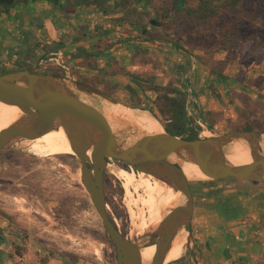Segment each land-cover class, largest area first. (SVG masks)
<instances>
[{
    "label": "water",
    "instance_id": "obj_1",
    "mask_svg": "<svg viewBox=\"0 0 264 264\" xmlns=\"http://www.w3.org/2000/svg\"><path fill=\"white\" fill-rule=\"evenodd\" d=\"M14 1L0 0V6H11ZM80 94L128 107L103 90L67 76L38 74L34 68L0 74V102L17 105L22 111V116L0 133V152L28 150L25 141L63 128L73 155L81 163V182L116 246L117 264H143L141 249L150 246H156L151 264H165L180 231L187 233V248L193 264H198L192 250L195 211L192 181L180 163L199 166L208 176L196 180L199 182L226 178L264 182V133L233 131L189 140L165 129L158 134L138 133L133 126L123 123L117 131L107 116ZM236 141L248 145L252 158L249 164L235 165L228 161L227 148ZM112 162H122L136 173L152 175L183 196L181 204L141 239H129L109 215L105 174Z\"/></svg>",
    "mask_w": 264,
    "mask_h": 264
},
{
    "label": "trees",
    "instance_id": "obj_2",
    "mask_svg": "<svg viewBox=\"0 0 264 264\" xmlns=\"http://www.w3.org/2000/svg\"><path fill=\"white\" fill-rule=\"evenodd\" d=\"M150 1L142 0L138 3L135 0H75L72 3V10L77 13L79 8H94L107 15L114 2L115 7L122 6L124 9V15L118 20L123 22L139 10V5L149 4ZM148 12L149 10L138 13L142 27V35L138 38L173 42L185 46L191 53L203 50L202 54L196 56V60L198 65L206 68L207 71L198 70L193 76V85L188 84L192 71L190 57L174 51L168 53L164 49H160L157 54L156 49L151 50L147 45L142 44L127 48L128 53L121 58L111 54L106 55L114 67L110 75L115 76L117 71L126 72L128 63H131L135 54L141 55L143 62L152 64V72H127L125 75L128 83L111 79L106 72H99L95 76L80 74L71 64L72 59L65 57L64 61L70 73L81 82L97 86L123 103L126 101L129 107L150 111L163 124L165 130L175 136H185L189 140L197 139L199 135L195 129H202L197 123L198 120H202L208 130L219 132L220 135L233 131L264 132V122L257 118L255 111L247 110L240 103H235L237 91L257 95V98L264 102V77L260 80L258 76L250 87L243 74L238 75L237 78L227 74L232 63L236 61L250 60L258 63L264 61V0H198L196 4H188V0H168L157 11L156 18L148 19ZM153 20L156 21L154 28H161L171 36L153 32L150 29ZM114 32H104L99 35L97 46L99 53L121 41L123 34L126 33L118 35ZM35 45H43L46 50H52L47 44ZM30 48L31 45L26 44L25 57L30 56ZM55 48L61 49L62 43ZM219 52H224L225 57L216 59ZM30 66L31 64H26L17 70H26ZM17 70H0V74ZM36 73L66 75L63 68L53 63H49L46 69L38 70ZM158 73L163 75L159 76ZM121 93L124 96H121ZM201 95L206 96L205 104L202 103ZM209 102L215 103L219 110L210 109ZM230 107L237 115V119L230 117L229 112L226 111L230 110ZM220 123L224 124V128L219 131L216 126ZM4 153L16 154L0 152V155ZM5 162L10 160L7 159ZM117 163L124 169L130 170L122 162ZM2 164L3 162H0V166ZM235 180L238 179H223L224 182ZM202 190L203 188L198 189L197 192L193 191V195L201 196ZM3 217L7 218L4 215ZM111 219L115 223L112 217ZM122 232L127 235L126 231ZM21 236L22 245L16 246V252L23 257L29 241L24 235ZM108 240L116 248L109 234Z\"/></svg>",
    "mask_w": 264,
    "mask_h": 264
},
{
    "label": "crops",
    "instance_id": "obj_3",
    "mask_svg": "<svg viewBox=\"0 0 264 264\" xmlns=\"http://www.w3.org/2000/svg\"><path fill=\"white\" fill-rule=\"evenodd\" d=\"M112 5L107 15L94 8H79L77 13H74L72 9L53 12L49 7L39 6L38 10L0 17V70H17L26 64H31L29 68L36 71L43 70L48 67L49 64L46 62L52 53H62L64 58L72 59L71 64L80 74L95 76L99 72H106L111 79L128 83L125 75L127 72H152V64L143 62L141 55L135 54L131 63H128L126 72L117 71L115 76L110 75L114 67L106 55L121 58L128 53L127 48L142 44L151 50L156 49L157 54L160 49H164L168 53L174 51L190 57L192 61L188 82L190 85H193V76L198 70L207 71L197 63L196 56L202 54L199 51L191 53L185 46L173 42L138 38L142 35L141 25H137L136 22L129 23L127 20L118 21L124 15V11ZM145 6L139 5V10L132 16H138L141 7L145 9ZM111 31L118 35L126 33L123 34L121 41L99 53L97 47L99 35ZM36 43L47 44L52 50L48 51L43 45L38 46ZM61 43L62 48L56 50L55 47ZM26 44L31 45L28 57L24 56ZM227 74L232 78L238 77L228 71ZM158 75L162 76L163 73ZM65 76L72 81L81 82L70 73V70ZM237 93L235 103H240L247 110L255 111L257 118L264 122V116L260 114V105L264 107V102L258 99L257 95L241 91ZM121 96L124 94L121 93ZM200 97L205 104L206 96ZM208 107L219 110L213 102H209ZM228 110L226 111L229 112V116L237 119L234 110L231 107ZM197 123H202V120H198ZM216 128L219 131L223 130L224 124L220 123ZM201 130L195 129L201 137L203 132L220 135L219 132H212L205 126ZM214 182L218 183L209 185ZM214 182H203L208 186L203 187L201 196L194 195L192 235L193 245L198 249V264H264V182L245 179ZM11 228L14 230L9 221L0 214V264H26L25 256L29 248L23 257L17 254L16 246L22 245V236ZM177 261L176 264H187L184 256ZM46 264H68V261L49 258Z\"/></svg>",
    "mask_w": 264,
    "mask_h": 264
},
{
    "label": "rangeland",
    "instance_id": "obj_4",
    "mask_svg": "<svg viewBox=\"0 0 264 264\" xmlns=\"http://www.w3.org/2000/svg\"><path fill=\"white\" fill-rule=\"evenodd\" d=\"M66 1L72 9L75 0ZM167 1L151 0L146 4L145 9L141 7L140 12L149 10L147 18H156L157 11ZM197 2L198 0H188V4ZM117 7L124 11L122 6ZM134 17L130 16L127 21L139 25L140 16ZM153 26L155 24L150 26L153 32L171 36L169 32ZM225 55L224 52H219L216 56L222 59ZM228 73L241 76L243 74L248 86L251 87L258 76L260 80L264 77V61L261 63L250 60L236 61L232 63ZM80 97L103 112L117 131L122 128V121L111 118L105 113V109L112 108L114 104L97 96L80 94ZM126 103L125 101L123 104L128 106ZM260 114L264 116V107L261 105ZM158 123L163 125L159 120ZM146 124L154 134H158L150 122ZM5 152L16 154L0 155V162H3L0 166V214L7 217L10 226L14 228V230L11 228L12 231H17L28 238L29 254L25 256L26 264H46L49 258L66 259L68 264L118 263L117 249L108 240L107 230L80 181L81 163L74 155V157H71L72 155L38 157L29 150ZM7 159L10 162H5ZM115 164L121 167L117 162ZM115 170L114 174L106 170L108 212L119 228L126 231L128 238L131 239V232L133 230L136 234L138 232L127 208L126 194L130 191L135 198L139 195L145 196L139 189L143 173L127 169ZM145 178L147 189L151 190L157 179L152 175H147ZM127 180H130L139 192L128 190L124 185ZM203 182L192 181V190L197 192L198 189L208 186ZM149 199L153 197L149 196ZM141 208V206L135 208L136 213L139 214ZM197 211L199 218V208ZM138 219L139 217L136 218V224L140 226L141 217L140 221ZM135 239L138 240V237ZM192 250L197 258L198 249L195 245H192ZM184 258L187 259V264H193L187 244Z\"/></svg>",
    "mask_w": 264,
    "mask_h": 264
},
{
    "label": "bare ground",
    "instance_id": "obj_5",
    "mask_svg": "<svg viewBox=\"0 0 264 264\" xmlns=\"http://www.w3.org/2000/svg\"><path fill=\"white\" fill-rule=\"evenodd\" d=\"M105 113L111 118L122 121L125 126H133L138 133L154 134L147 126V122H150L158 133H161L164 130L163 125L158 123V120L151 112L146 113L141 109L134 110L121 105H114L112 108L105 109ZM21 116L22 111L17 105H10L0 102V133L8 126L16 122ZM209 134L210 133L208 132H203L202 136L204 137ZM24 144L28 147V150L32 154L38 157L74 154L63 128L51 131L40 138L27 140L24 142ZM226 153L228 161H230L232 164L245 165L252 162L248 145L245 144L244 141H236L232 143L227 148ZM173 160H176V158L174 157ZM180 164L189 180L196 181L208 179V176L204 174L199 166L184 161H182ZM115 169L125 170L113 163L108 165V170L110 173L114 174L116 172ZM145 177H147V174L143 173V175H141V182L139 184V189L143 191L145 196L139 195L138 198H135V195L130 191H128L126 194L127 208L133 219L135 230L138 232L136 234L133 230V232L130 234L131 239H135L136 237L141 239L147 232L155 229L162 222L164 216L169 214L171 209L179 206L183 199V196L180 192L174 191L173 188L158 179L155 186H153L151 190H148ZM124 185L128 190L133 189L135 192H139L138 189L132 185L130 180L125 181ZM149 196H152L153 199H149ZM140 206L142 208L138 214L136 213L135 208H139ZM138 217L139 219L141 217L142 220L140 226L136 224V218ZM186 242L187 233L185 231H180L172 244L165 264L175 262L184 256ZM155 253L156 246L142 248L141 258L143 264H151Z\"/></svg>",
    "mask_w": 264,
    "mask_h": 264
},
{
    "label": "flooded vegetation",
    "instance_id": "obj_6",
    "mask_svg": "<svg viewBox=\"0 0 264 264\" xmlns=\"http://www.w3.org/2000/svg\"><path fill=\"white\" fill-rule=\"evenodd\" d=\"M39 6L49 7L50 11L58 12L71 9L66 0H15L11 6H0V17L28 11L38 10Z\"/></svg>",
    "mask_w": 264,
    "mask_h": 264
},
{
    "label": "built area",
    "instance_id": "obj_7",
    "mask_svg": "<svg viewBox=\"0 0 264 264\" xmlns=\"http://www.w3.org/2000/svg\"><path fill=\"white\" fill-rule=\"evenodd\" d=\"M46 63H53L54 65L63 68L65 72H69V68L65 64L64 55L62 53H52L51 58ZM200 125L204 128L202 123H200Z\"/></svg>",
    "mask_w": 264,
    "mask_h": 264
}]
</instances>
